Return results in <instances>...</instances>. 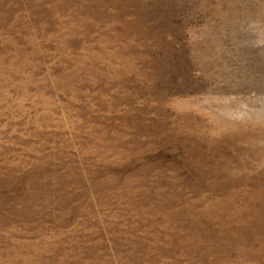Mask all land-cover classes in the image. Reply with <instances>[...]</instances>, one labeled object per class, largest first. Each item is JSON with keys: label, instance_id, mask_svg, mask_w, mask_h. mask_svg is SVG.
<instances>
[{"label": "rangeland", "instance_id": "obj_1", "mask_svg": "<svg viewBox=\"0 0 264 264\" xmlns=\"http://www.w3.org/2000/svg\"><path fill=\"white\" fill-rule=\"evenodd\" d=\"M0 264H264V0H0Z\"/></svg>", "mask_w": 264, "mask_h": 264}]
</instances>
